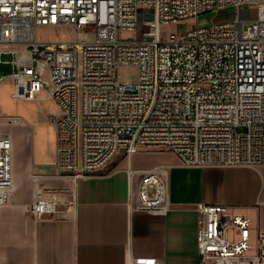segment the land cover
I'll use <instances>...</instances> for the list:
<instances>
[{
  "label": "built area",
  "instance_id": "built-area-1",
  "mask_svg": "<svg viewBox=\"0 0 264 264\" xmlns=\"http://www.w3.org/2000/svg\"><path fill=\"white\" fill-rule=\"evenodd\" d=\"M222 12L232 15L215 19ZM206 14L214 19L201 24ZM59 25L72 26L74 38L38 39L40 26ZM0 61L13 63L0 85L12 79L14 99L45 92L58 104L55 165L74 181L145 145L165 147L188 166L264 165V0H0ZM123 65L138 68L135 82L119 78ZM14 173V135L0 130V207L10 202ZM128 174L130 207L166 214L164 171ZM58 205L37 193L29 211L43 217ZM196 209L200 264H264L261 217L238 205ZM126 264L165 261L129 252Z\"/></svg>",
  "mask_w": 264,
  "mask_h": 264
},
{
  "label": "crops",
  "instance_id": "crops-1",
  "mask_svg": "<svg viewBox=\"0 0 264 264\" xmlns=\"http://www.w3.org/2000/svg\"><path fill=\"white\" fill-rule=\"evenodd\" d=\"M40 150L37 140L20 150L28 165L19 164L14 196L0 207V264H126L129 252L165 264H200L197 203L238 205L254 220L264 221V206L261 211L253 207L264 201L263 164L188 166L175 154L163 153L156 167L164 171L170 207L166 214H152L130 207L133 187L126 159L74 181L60 175L55 165V127L53 160L43 161ZM47 164L53 166L52 174L41 177L60 190L43 196L57 199L58 211L36 217L17 193L27 169L46 171Z\"/></svg>",
  "mask_w": 264,
  "mask_h": 264
},
{
  "label": "rangeland",
  "instance_id": "rangeland-1",
  "mask_svg": "<svg viewBox=\"0 0 264 264\" xmlns=\"http://www.w3.org/2000/svg\"><path fill=\"white\" fill-rule=\"evenodd\" d=\"M232 15L230 12H222L215 19H222ZM214 19L213 15L206 14L200 19L201 24L209 23ZM187 25L189 27L195 26L191 19ZM184 25H181L183 29ZM177 25H170L169 30H176ZM75 32L72 26H40L37 31L38 39L43 41L53 40H71L74 38ZM136 33L134 31H122L121 37L126 39L134 38ZM89 37H93L90 34ZM13 71L12 62L0 61V74L9 75ZM138 77V68L134 65H123L119 69V78L125 82H135ZM14 91V81L7 79L0 85V130L2 132L12 131L14 135L15 144V172L18 170L20 163L25 162L28 165V156L26 159L20 154V150L25 147L30 149L33 142L39 141L41 147V154L43 161L53 160L54 148V117L59 112L58 104L45 92L38 95L33 100H16L12 97ZM18 120V123H13L12 120ZM238 131L244 130V127H238ZM163 153H170L172 151L162 146L145 145L141 146L138 152L132 156L125 153L118 154L105 168L115 163L118 160L126 159L129 163V169L141 168H155L159 161L158 157ZM49 163V162H46ZM37 167V166H36ZM46 171H39L37 168L35 172L27 169L24 176V185L20 189L17 188V200L23 202L30 208L34 201L36 194L41 193H58L60 186L51 180H44L45 175L52 174L53 166L47 164L44 166ZM102 169V170H103ZM100 170V171H102ZM15 189V188H14ZM14 195H12L13 198ZM11 198V200H12ZM253 214L252 210H249Z\"/></svg>",
  "mask_w": 264,
  "mask_h": 264
},
{
  "label": "bare ground",
  "instance_id": "bare-ground-1",
  "mask_svg": "<svg viewBox=\"0 0 264 264\" xmlns=\"http://www.w3.org/2000/svg\"><path fill=\"white\" fill-rule=\"evenodd\" d=\"M55 68H62V60H55ZM13 123H18V120H16V119H14V120H12V124ZM13 188V193H14V180H13V186H12ZM13 195V194H12ZM12 198V197H11ZM10 202H11V199H10ZM9 202V203H10Z\"/></svg>",
  "mask_w": 264,
  "mask_h": 264
}]
</instances>
